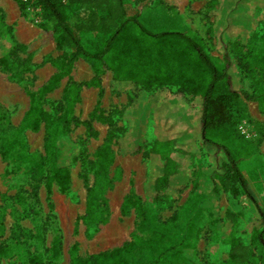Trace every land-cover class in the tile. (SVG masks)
I'll use <instances>...</instances> for the list:
<instances>
[{
  "label": "rangeland",
  "instance_id": "rangeland-1",
  "mask_svg": "<svg viewBox=\"0 0 264 264\" xmlns=\"http://www.w3.org/2000/svg\"><path fill=\"white\" fill-rule=\"evenodd\" d=\"M138 1L140 22L146 28L194 33L201 38L205 51L218 59L223 58V47L227 49L232 61L230 85L238 102L232 110L235 133L225 143L238 157L248 191L264 213V114L257 102L245 100L243 95L253 94L264 85L261 73L247 69L251 55L249 35L264 32V0ZM0 24L4 26L0 28V58L10 55L12 62L9 69H0L1 144L19 128L29 108L28 94L43 87L56 73L53 63L62 51L56 48L50 26L43 24L41 9L29 0H0ZM96 42L91 39L92 45ZM25 64L30 69L25 70ZM94 81L90 65L78 60L70 75L43 100L45 112L58 118L63 113L61 105L68 84L79 87L67 136L79 158L69 167L70 187L65 194L53 187L47 196L41 183L38 200L27 198L31 181L24 166L5 162L0 155V247L10 250V257L0 264H22L33 257H49L54 231L61 236V249L58 261L51 264H72L73 246L77 256L85 259L133 241H137V246L126 255L129 264L153 263L160 253L165 254L158 264H218L228 260V248L222 240L233 223L226 221L227 215L237 225L236 236L249 246L255 263L261 264L262 253L255 240L256 231L263 227L260 215L243 195L233 197L223 191L216 175L220 167L217 152L206 148L201 140V102L173 87L146 93L141 86L118 80L109 71L98 79V86L92 85ZM169 101L180 116L173 119L176 111L172 110L168 118L163 116V121L168 119L180 134L186 131L191 135L188 145L183 146L190 152L183 160L190 178L171 191L164 187L157 192L154 184L147 191L149 151L157 139L154 123L161 118L156 107ZM137 113L141 132L133 126ZM84 123L91 125L95 138L87 137ZM111 131L116 138L108 172L111 185L104 193L107 209L97 224H88L84 220L86 199L95 179L93 173H88L84 180L83 164L97 160ZM132 134L138 141L144 139L145 144L138 146L141 152L118 155L121 145L133 146ZM23 137L30 154L44 156L43 126L36 133L24 131ZM130 193L138 199L135 203L141 206L142 216L135 208L122 213L123 201ZM19 194L25 198L22 202L16 200ZM156 195L159 200L152 202ZM38 233L41 241L36 239Z\"/></svg>",
  "mask_w": 264,
  "mask_h": 264
},
{
  "label": "trees",
  "instance_id": "trees-1",
  "mask_svg": "<svg viewBox=\"0 0 264 264\" xmlns=\"http://www.w3.org/2000/svg\"><path fill=\"white\" fill-rule=\"evenodd\" d=\"M21 2V0H18ZM41 9L43 24L50 26L56 48L62 51L61 57L53 63L56 73L40 89L30 92L29 108L20 126L11 132L10 137L0 144V155L5 162L20 164L25 168V174L31 181V191L27 198L37 201L38 190L43 184L47 196L53 187L65 194L70 187L69 167L77 160L78 154L67 139L70 125L73 121V109L78 101L79 87L74 83L68 84L63 97V113L53 118L43 109V100L51 93L61 80L68 77L78 60L88 63L98 79L107 71L118 80L132 82L146 93L154 94L166 87L177 88L181 93L197 98L201 103L200 131L201 140L206 148L216 150V159L220 167L216 175L220 178L223 191L233 197L243 195L250 200L258 211L263 227L256 231L261 253V264H264V213L253 199L247 188V181L239 168L238 157L225 143L228 136L235 133V123L232 110L238 102V95L231 88L232 75L230 72L231 57L223 47V58L218 59L207 53L200 37L194 33L182 30H150L140 22L138 0H29ZM3 25L0 24V28ZM4 27V26H3ZM4 31H6L4 29ZM247 69L250 72L261 73L264 78V32L258 35L250 33ZM97 40V45L91 44V39ZM24 51V47H20ZM10 55L0 58V69L5 71L12 66ZM25 70L30 69L27 64ZM238 68V65H237ZM239 70V68H238ZM22 73V72H21ZM18 76V75H15ZM244 99L258 103L259 110L264 114V85L256 88L253 94L244 93ZM170 102V104H169ZM165 106H157L160 121L154 123L156 138L149 151V177L146 190L153 184L158 192L160 188L170 191L185 185L190 178V171L184 163V156L190 152L183 146L188 143L190 133H179L168 119L174 107L172 101ZM172 113L173 119L180 116V111ZM178 114V115H177ZM182 119V117H180ZM139 114H136L133 126L139 125ZM45 131L44 156L30 154L27 149L24 131L38 132L41 127ZM87 137L95 138L96 133L89 123H84ZM127 130L124 133V138ZM145 134V133H144ZM132 147H123L118 155L139 154L144 145L136 140ZM115 134L111 131L104 139L94 163H84V180L88 173L94 174L93 186L88 190L86 213L84 220L88 224H97V219L106 213L104 193L111 185L108 177L109 168L113 162L112 145ZM119 144V143H118ZM188 145V144H187ZM83 143L79 144L82 147ZM189 152V153H188ZM80 156V155H79ZM69 159V162L67 161ZM220 171V172H219ZM158 195L152 202H156ZM24 196L19 194L16 200L22 202ZM133 193L128 194L122 204V213L135 208L138 216H142L141 206L135 202ZM24 209H27L25 207ZM226 221H232L233 226L222 240L228 248V260L218 264H256L249 246L236 236V223L231 215ZM36 239L41 241L42 235ZM137 246V241L125 243L120 249L106 251L88 258L77 256L76 246L70 251L72 264H129L126 255ZM61 236L54 231L49 248V257H33L22 264H51L57 262L60 256ZM165 253H160L158 260L149 264H158ZM10 257V250L0 247V261Z\"/></svg>",
  "mask_w": 264,
  "mask_h": 264
}]
</instances>
